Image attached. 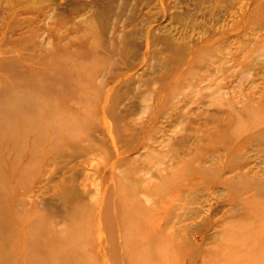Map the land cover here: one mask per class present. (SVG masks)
Instances as JSON below:
<instances>
[{
    "label": "rangeland",
    "instance_id": "obj_1",
    "mask_svg": "<svg viewBox=\"0 0 264 264\" xmlns=\"http://www.w3.org/2000/svg\"><path fill=\"white\" fill-rule=\"evenodd\" d=\"M80 1L81 0H0V90L1 88H5V86H9V88H13V94L15 93L14 95L28 94L27 92H25V90L16 89L17 83L14 79L15 77L13 72L15 70V65H10V60H17L18 63L28 67L34 66L40 69L43 68L50 72V74L52 75L58 73L59 75H61V64H65L67 58L65 57L66 53L64 54L63 52H59L60 49L63 50L64 48L74 46L75 43L82 39L86 40V44H89L90 46H94L93 43H97V38L95 39L94 36L99 32H94V29L92 27L96 26L95 22L98 23L100 20H96L91 15L94 4L92 2H88L84 4L81 3L80 5L76 6ZM150 1L153 3L151 4ZM256 2H262V4H264V0H163L162 2L161 0H107L106 4L103 3V5L99 6L100 10L104 11L101 19H103V23L106 24L107 27H109V33L107 30L109 39L114 34H111V32H113L114 29H117L121 31L118 35L117 33L115 34L119 39H117V43H119L118 45L122 43L120 45L121 47L126 49L131 48V50H127L125 54L116 53L115 55L112 54L113 56L109 59L107 57L100 58L99 61L101 62L100 65L98 64L99 66L97 65V69L92 65V62H95L94 59H89L85 62V68L87 66L89 72H91L92 69L98 71L94 74L95 78H91V81L89 80V78H87V74H84L85 77L82 76V78L84 77L89 83L91 82L90 85L92 84V86H95L94 90L86 89V91L87 94L89 93L88 97H96L100 104H91L88 106L82 103H78L77 100L73 97H69L70 99L68 98L66 100V96H64L62 97L64 98L63 100L59 96V98L62 99L61 101V99L56 96L58 94H54V96H56V100H54V96L40 97L38 95L39 98L37 97L35 99V102H37L35 104L38 106L42 105L39 108L40 110L41 108L44 109L43 106H47V104L53 105L55 103H59L55 105L60 110L61 108H67V114H54L45 116L42 115V113H27L23 112V110H21L19 106H17V103L12 105L10 104L11 106H9L10 108L8 110L10 114L9 112L7 113V115L5 114V116L2 115L3 113L0 114V127L2 124V128L5 126L4 130H6L5 132H1V130L3 129L0 128V264H90L91 261V264H95V262L96 264H108L107 261L103 262L97 257L99 256V252H97L96 250L97 246L95 243V234L94 232H92L94 231V229L89 225L93 221L92 217H94L93 215L95 213H87V207L96 209L99 201L97 191L101 190L100 187H98L101 184L100 175H102L103 169L109 165L111 161V154H114V151H117V153L118 151L122 152L125 148H123L122 145L118 146L116 150H112L110 148L114 137L112 134L105 132L104 126H102V123H100L99 121L101 117L100 113L104 108L105 103L103 99L97 97V93H95V90H100V86L98 85L102 84L104 86L103 88H106L104 89L105 92L106 90L108 91L114 86L117 94L123 96L121 103L118 105V111L122 113V115L124 116V120L119 125L125 131L127 139H129V141H132L129 142L131 143L128 146L129 149L135 147L136 150L129 152V155L131 157L129 168L130 170H132L131 172L133 174L131 173V178L129 180L123 179L122 181H125L126 185L130 186L132 190L135 189L134 192L132 191V194H139L137 197L140 201V205L148 204L150 206H154V204L144 201L143 193L145 191H148L147 188L157 187V183L159 182V178L157 176L159 174V170L165 172L170 169L169 172L171 173L178 172L179 183L176 184L182 185L185 189V192L180 193L179 190L180 196L178 197V200L175 202V204H177L178 207L184 205L188 207L190 206V208H197L199 207V205L198 203L196 204L194 202L198 201L204 202L205 205H210L211 207L208 206V209H212L204 215H211L208 219L203 220L207 224H209L208 228H206L208 229V234H214L215 229L213 227H215L217 223L224 225L229 231V234H234L239 240H241V242L239 243H237V241L235 242L234 240L231 242L229 240L230 235H228L223 237L224 239L218 241L220 243L217 242L214 244L211 241L209 243L206 242V248H212L219 254L225 255L226 253L228 257V255H230V252L228 250H225L226 247H230L232 249V254L235 251L238 254L237 257H233L234 260L231 257H228V259L222 257L215 258L212 261V264H227L230 262V260L231 262L236 261V264H240V262L241 264H264V220L262 221V223L260 222L257 227L255 224L245 222V219L248 217L253 218L259 216L260 214L264 215V196L259 195L257 193V190L254 191L253 189L250 192H247L243 196V198L237 199L230 194L227 195L226 198H221L220 196H218V194H212V191L209 188L212 187L214 183H210L212 186H209L210 180H207L205 177L195 174L193 172L194 170H192L200 165V161L198 158L204 153V150L205 153L213 150L220 151L222 152V155L225 154L223 162L226 161L225 151L227 152V146L224 142H221L222 139L220 137L215 136L216 133L218 134L219 130L216 131L214 126L217 125V121H219V119L214 118L213 113L217 112L218 110L232 112L233 109L237 108L236 114L233 119L228 118L227 115L225 116L226 120L222 122L223 127L221 133L224 130L229 133V136L226 138L228 142H230L232 145L236 144V150H240V153L243 156H249L247 158H249L250 161H248L252 165H250V167L254 168L253 172L251 171L252 176H255L256 180L264 181V137H255L256 140L253 137L255 135L254 133L256 132H264V107H262L264 106V8L255 5ZM94 9H96V6ZM91 24L95 25L92 26ZM98 24L100 26V23ZM27 26L31 27L33 30H36L35 33L37 34V46L41 47L40 50H46V52L44 53L46 54V56H42V51H38L37 56H32L31 54L34 52L33 46H35L34 43H31L26 39H23V41L18 40L19 33L25 32L29 29ZM89 26H92V29L89 28ZM122 30L125 31L127 35L125 36L126 39L122 38L121 40L120 38L124 34L122 33ZM151 30L154 32L156 30L157 31L156 34H154V37L151 38V36H149V41V34L147 35V33ZM129 32H132V38L135 37V41H133L131 37V39H129ZM97 35V37H99V34ZM220 35L223 36L220 37ZM7 36H9V38ZM160 36H166L169 39L173 40V42L186 46L188 51L187 55L191 56V58H189V61H191V65L195 62L197 65H200V69L201 67L204 68L200 71L196 69L190 70L191 65L186 64L183 65V67L175 64V66L170 65L168 67L169 71L165 74L166 69L165 66L162 65H164V61L166 60V53H162L164 47L158 39ZM211 40L214 41L212 42ZM40 42H42V44ZM128 42L132 44L131 47L128 45ZM108 45H104L103 47L105 48V46ZM127 45L130 48L127 47ZM104 48L100 50H103ZM154 51H157L159 55ZM154 54L157 56H155ZM68 55H73L72 58L70 56V59L68 60L69 63H73H70L72 64L70 70H64V72L66 73H63V76L64 79L67 77L65 81H71L70 84H73L77 89L78 84L75 85L77 83L75 81V78H77L76 75H78V78H80L79 74L82 75L81 68L83 67L81 66L80 68L79 66L81 65V62L80 59H78V52L74 47H72L71 51L68 52ZM36 58L38 61L36 60ZM62 59L64 60V62ZM48 62L52 63L50 68H47L46 63ZM214 62L216 64H214ZM207 63L210 64L209 71L205 69ZM205 72L208 73L206 74ZM71 73H73V76H71ZM110 75L117 76L118 79H113V82V80L109 77ZM68 76L70 78L72 77V80L70 78L68 79ZM130 77H133V81H131L134 82L133 84H126V82L124 83L119 81V78L127 79ZM111 82H113L114 85H111ZM192 84L198 85L196 88H194L193 86H190ZM64 91L65 92H61L66 94L68 89ZM155 92H158V94L159 92L164 93L162 95L160 94V96ZM179 94H184V97L185 95L187 97H182V100H177L175 97ZM166 97H169V99L171 100H168L169 103L165 104L164 102L166 101ZM4 99L5 98H3V101H1V103L9 102L7 99ZM58 100L60 101L58 102ZM54 101L56 102L54 103ZM35 107L38 108L37 106ZM47 107L45 108L47 109ZM252 107L256 110H254ZM11 110L15 112L11 114ZM78 112L82 113L79 114ZM248 113L252 114L250 115ZM242 116L244 117V119ZM257 116L259 119L257 118ZM260 116L262 117L260 118ZM254 118L255 120H258L255 121ZM35 120H37L38 122L40 120L42 122V125L48 124L49 128L43 131L34 129V125L37 124H34ZM83 120H85L86 122H82ZM212 121L213 123H211ZM55 124L59 127L61 125L63 126L64 124H68L69 129L65 131V134L70 135L69 138H73L75 135H77L74 137L76 138L74 142L80 141L79 143H81L82 146L84 145L83 148H88L89 146H91L88 149L89 152L87 151L88 153H86V155L84 154L85 158L81 157L80 159H77V163L74 162L73 165L67 163V160L69 159L68 156H60V159L58 158L60 152L62 153L63 151L67 152L68 150H73L74 145L65 146L62 149L61 147H57V142L47 139L50 137V135L54 134L52 132L49 133L50 135H48V132L51 129L50 126ZM70 125L73 126L74 130ZM94 125L96 126V129L98 128L100 129V131H102H94ZM63 132L64 131H62V133ZM80 132L82 133V135ZM56 133L54 134L56 136H60L61 134L60 131ZM72 133H74V135ZM36 136H40V138L39 141L34 144L33 139ZM215 138L219 139L214 141ZM162 139L164 140V142ZM86 145L87 147H85ZM54 158V166L47 169L46 164L52 161L49 159ZM132 159L133 161H135L134 163L132 162ZM12 160H15L16 163ZM126 169V167H121L120 169L116 168L114 170L115 173H113L116 176L120 175L119 177H121V174H123ZM40 170L41 172H39ZM46 170L53 173L52 178L54 181L47 186V192L40 195V198L37 201L38 204L36 205V203L34 204V202L27 197V192L30 191L31 188L38 186V184H36L38 182L37 180H39L40 174L41 176L44 174L47 175ZM137 173L139 176L137 175ZM147 173H149L150 175H148ZM69 174H73L71 178ZM132 177L137 178L136 180L140 178L142 182L133 181L134 178ZM145 179H147L145 181L146 183L143 181ZM196 181L198 182L196 183ZM236 181H238V179ZM188 183L189 185H186ZM60 185L64 188H67L69 191L77 190L79 194L82 193L80 194L81 198L75 199L72 197L66 204H64V202L62 203L58 201L54 196L56 190L55 188H58V186ZM134 185H136V188ZM147 185L149 186L147 187ZM213 187L221 188L222 186L214 185ZM196 189L199 190V193H195V196H192L191 191L193 192V190ZM252 192H255V194H253ZM102 193L103 191L100 192V197L102 196ZM84 197H86L87 199ZM248 197L249 199L245 200V198ZM193 198L194 202L192 203ZM168 199L170 201H173L172 197H169ZM22 201L24 202V205ZM72 204L75 207H72ZM236 204L243 206L245 209L250 208L252 212H250V210L247 211V209L246 211L240 210L237 213H241L243 211L246 212L243 216H247L246 214H248L249 216L242 218L244 220L236 219L233 217L234 212L229 211V208H231L232 205ZM17 206H19L20 208ZM177 212L180 213L181 211L178 210ZM65 213L66 215H64ZM20 219H22V221ZM53 228H56V230ZM254 228L256 229V231ZM198 229L199 228H197V230ZM197 230L193 229L192 231L194 232ZM247 230H249V232ZM36 231L37 234H41L36 235ZM63 235L64 237H62ZM29 237H33V239H30ZM261 237L262 240L260 241ZM76 240L77 243H75ZM195 243L202 244L204 242L203 239L199 237L196 239ZM251 244L253 245L252 247ZM65 245L67 246L65 247ZM241 246L243 247V251L241 250ZM51 249L53 250L51 251ZM76 249L78 250V252ZM50 251L51 253H49ZM35 252L39 253L36 254ZM256 252H259L258 254L260 257L257 260H254L251 257ZM49 254L52 255L50 256ZM85 256L88 258H86ZM245 256L246 258H244ZM81 258L84 260H81Z\"/></svg>",
    "mask_w": 264,
    "mask_h": 264
},
{
    "label": "bare ground",
    "instance_id": "obj_2",
    "mask_svg": "<svg viewBox=\"0 0 264 264\" xmlns=\"http://www.w3.org/2000/svg\"><path fill=\"white\" fill-rule=\"evenodd\" d=\"M57 1V0H56ZM76 1V0H75ZM107 0H81L80 2H78V5H80L81 3H88V2H92L94 4V7L92 8V12L91 15L97 20H100L98 23H100V26L97 22L96 26H94L93 24H91L94 32L97 31L99 33H94L95 34V39L97 38V43H93L94 46H89L86 44V40L82 39L79 40L77 43H75L74 46H70L69 48H64L63 50L60 49L59 52H63L65 54V57L67 58V61L65 64H61L62 66V70H61V75L58 74H50V72H48L45 69H40V68H36L34 66H25L23 64H20L17 62V60H10V65H15V70L14 72V79L17 83L16 85V89L19 90H25V92H27L28 94L26 95H14L13 94V88H9L5 86V88H1L0 90V114L3 113L2 115L5 116V114L7 115V113L9 112V106H11L12 104L17 103V106H19V108L21 110H23V112H27V113H37V114H41L45 115V116H50V115H54V114H60V115H66L67 111L64 108H61V110L56 106L59 103H55L56 101H54L53 105H48L47 106H43V108H41V110L39 109L41 106L36 105L35 103V99L38 97V95L41 96H47V97H52L54 96V94H58L56 96H59L62 98L64 96H66V100L69 97H73L77 100L78 103H82L85 105H91V104H100L99 101L97 100V98L95 97H88L87 94V90L90 89H95V86H92V84L90 85V83L84 78V74H87V78H89V80L91 81V78H95L94 74L97 73L98 71L95 69H92L91 72H89L88 67L86 66L85 68V62L89 59H94L95 62H92V65L94 68H98V66L100 65L99 59L102 57H107L108 59L110 57H112V54H125V52L127 50H131V46L132 44L128 42V46L130 49H126L121 47L120 45H118V34L119 30L114 29L112 33H114L112 35V37L108 36L109 33V27H107L106 24L103 23V19L102 18V14L104 11L100 10L99 6L103 5V3L106 4ZM154 1V0H153ZM163 0H161L162 2ZM109 2V1H108ZM107 2V3H108ZM199 2V1H198ZM241 2V1H240ZM74 3V2H72ZM150 3L152 4L153 2L150 1ZM159 3V2H158ZM175 3V2H174ZM243 3V2H242ZM181 4V3H180ZM60 5V3H59ZM161 5V4H160ZM255 5H257L258 7H262L264 8V4L261 3H255ZM96 6V9H94ZM201 6V5H200ZM242 7V6H241ZM79 8V7H78ZM149 8V7H148ZM151 9V8H150ZM241 9V8H240ZM258 9V8H257ZM242 10V9H241ZM260 10V9H259ZM261 11V10H260ZM80 12V11H79ZM83 12V11H82ZM108 12V11H107ZM231 12V11H230ZM250 12V11H249ZM259 12V11H258ZM263 12V11H262ZM233 13V12H232ZM222 14V13H221ZM249 14V13H248ZM255 14V13H254ZM107 15V14H106ZM130 15V14H129ZM252 15V14H251ZM261 15V14H260ZM105 16V15H104ZM210 16V15H209ZM248 16V15H247ZM259 16V15H258ZM263 16V15H262ZM231 17V16H230ZM1 18V17H0ZM252 18V17H251ZM93 19V18H92ZM107 19V18H106ZM105 19V20H106ZM168 19V18H167ZM167 21V20H166ZM174 21V20H173ZM259 21V20H258ZM257 22V20H256ZM24 23V22H23ZM82 23V22H81ZM86 23V22H84ZM26 24V23H25ZM116 24V23H115ZM264 24V23H263ZM81 25V24H80ZM86 25V24H83ZM226 25V24H225ZM19 26V25H18ZM28 27V26H27ZM81 27V26H80ZM88 27V26H87ZM89 26V28H91ZM116 27V26H115ZM120 27V26H119ZM20 28V27H19ZM18 28V29H19ZM29 29L25 32H21L19 33V38L18 40L23 41V39H26L27 41H30L31 43H34L35 46H33V50L34 52L31 54L32 56H37V52H41L42 51V56H46V54H44L46 52L45 49H41V47L37 46L36 43V30H33L31 27H28ZM88 28V29H89ZM91 28V29H92ZM101 28V29H100ZM17 29V28H16ZM21 29V28H20ZM26 29V28H25ZM100 29V30H99ZM13 30V29H12ZM108 30V33H107ZM159 30V29H158ZM163 30V29H161ZM157 31V30H156ZM156 31H150L147 33L149 41H150V37H154V34H156ZM251 31V30H250ZM20 32V31H19ZM93 32V31H92ZM140 32V31H139ZM160 32V30H159ZM259 32V31H258ZM18 33V32H17ZM30 33V34H29ZM91 33V32H90ZM117 33V35H115ZM123 36H121V40L122 38H125V36L127 35L125 31L122 30ZM136 33V31H135ZM161 33V32H160ZM164 33V32H163ZM196 33V32H195ZM93 34V33H92ZM99 34V37H97ZM197 34V33H196ZM11 35V33H10ZM110 35V34H109ZM108 36V38H107ZM119 36V37H120ZM129 39L132 38V32H129ZM142 36V35H141ZM223 35H220V37ZM9 38V36H7ZM12 37V36H10ZM131 37V38H130ZM158 37V36H157ZM79 38V37H78ZM64 39V38H63ZM118 39V40H117ZM126 39V38H125ZM133 41H135V37L132 38ZM147 39V38H146ZM160 40V43H162L163 45V52L162 53H166V60L164 61V65L166 72L165 74L169 71V66L170 65H178V66H183V65H191V61H189V58H191V56L187 55V47L182 45V44H178L176 42H173V40L169 39L166 36H160L158 38ZM11 40V39H9ZM110 40V41H109ZM148 40V39H147ZM158 40V41H159ZM38 41V40H37ZM126 41V40H124ZM123 41V43H124ZM131 41V40H129ZM132 41V42H133ZM157 41V40H156ZM155 41V42H156ZM210 41V40H208ZM212 42L214 40H211ZM218 41V40H217ZM237 41V40H236ZM242 41V40H241ZM255 41V40H254ZM62 42V40H61ZM121 42V41H120ZM231 42V41H230ZM29 43V42H28ZM30 43V44H31ZM42 44V42H40ZM126 43V42H125ZM92 44V45H93ZM109 44V45H108ZM150 44V42H149ZM153 44V42H152ZM155 44V43H154ZM206 44V43H204ZM212 44V43H211ZM239 44V43H238ZM63 45V44H62ZM96 45V46H95ZM104 45H108L105 46V48L103 47ZM148 45V44H147ZM138 46V45H137ZM142 46V45H141ZM146 46V45H145ZM150 46V45H149ZM148 46V48H149ZM153 46V45H152ZM151 46V47H152ZM158 46V45H157ZM230 46V45H229ZM237 46V45H236ZM68 47V46H67ZM72 47H74L76 49V51L78 52V59H80V68L81 66L83 68H81L82 70V75L79 74L80 78H78V75H76L77 78H75L76 80V84L78 86V88L76 89L75 86L73 84H70L71 81H65V79H67V77L64 79L63 73L70 70L73 62H68V60L70 59L71 55H68V52L71 51ZM207 47V46H206ZM205 47V48H206ZM226 47V46H225ZM233 47V46H232ZM104 48L103 50H100ZM133 48V47H132ZM203 48V47H202ZM208 48V47H207ZM32 49V48H31ZM30 49V50H31ZM56 49V48H55ZM209 49V48H208ZM223 49V48H222ZM5 50V49H4ZM206 50V49H205ZM233 50V49H232ZM236 50V49H235ZM250 50V49H249ZM107 51V52H106ZM158 51V50H157ZM157 51H154L155 53ZM28 52V51H27ZM31 53V52H30ZM232 53V52H231ZM258 53V52H257ZM1 54V53H0ZM40 54V53H39ZM38 54V55H39ZM153 54V53H152ZM158 54V52H157ZM251 54V53H250ZM16 55V54H15ZM103 55V56H102ZM155 55V54H154ZM159 55V54H158ZM196 55V54H195ZM223 55V54H222ZM8 56V55H7ZM73 56V55H72ZM71 56V58H72ZM157 56V55H155ZM41 57V56H40ZM39 57V58H40ZM118 57V56H117ZM122 57V56H121ZM159 57V56H158ZM42 58V57H41ZM59 58V57H58ZM64 58V57H63ZM150 58V57H149ZM165 58V57H164ZM195 58V56H194ZM193 58V59H194ZM219 58V57H218ZM252 59V58H251ZM3 60V59H2ZM37 60V58H36ZM52 60V59H51ZM63 60V59H62ZM113 60V59H112ZM154 60V59H153ZM164 60V59H163ZM8 61V60H7ZM38 61V60H37ZM55 61V60H54ZM57 61V60H56ZM126 61V60H125ZM158 61V60H157ZM59 62V61H58ZM64 62V60H63ZM153 62V61H152ZM256 62V61H255ZM34 63V62H33ZM49 63V66H48ZM47 64V68H50V66L52 65L51 62H48ZM56 63V62H55ZM88 63V62H87ZM94 63V64H93ZM111 63V62H110ZM213 63V62H212ZM35 64V63H34ZM79 64V63H78ZM99 64V65H98ZM119 64V63H118ZM157 64V63H156ZM214 64H216L214 62ZM219 64V63H218ZM56 65V64H55ZM98 65V66H97ZM124 65V64H123ZM210 64L207 63V65L205 66V69L207 71H209V66ZM46 66V65H45ZM58 66V64H57ZM56 66V67H57ZM78 66V65H76ZM200 65H197L195 62L192 63V65L190 66V70H202L204 67H199ZM256 66V65H255ZM92 67V68H93ZM122 67V66H121ZM184 67V66H183ZM58 68V67H57ZM79 68V69H80ZM96 68V69H97ZM116 68V66H115ZM118 69V68H117ZM120 69V68H119ZM184 69V68H183ZM211 69V68H210ZM55 70V69H54ZM53 70V71H54ZM80 70V71H81ZM99 70V69H98ZM171 70V69H170ZM205 70V71H206ZM162 71V70H160ZM182 71V70H181ZM57 72V71H55ZM194 72V71H193ZM11 73V72H10ZM70 73V72H69ZM92 73V74H91ZM206 73V72H205ZM208 73V72H207ZM206 73V74H207ZM73 73H71V76ZM77 74V73H76ZM99 74V73H98ZM70 75V74H69ZM154 75V74H153ZM164 75V74H163ZM173 75V74H172ZM171 75V76H172ZM181 75V74H180ZM82 76H84L82 78ZM138 76V75H137ZM178 76V75H177ZM204 76V75H203ZM202 76V77H203ZM213 76V75H212ZM112 80L115 79L117 80L118 77L117 76H109ZM184 77V76H183ZM70 77L68 76V79ZM72 78V77H71ZM70 78V79H71ZM133 78V77H132ZM132 78H119L120 82H126V84H133L134 82ZM142 78V77H141ZM209 78V77H208ZM214 78V77H212ZM109 79V80H111ZM162 79V78H161ZM177 79V77H176ZM220 79V78H219ZM72 80V79H71ZM93 80V79H92ZM180 80V79H179ZM178 80V82H179ZM204 80V79H203ZM98 81V80H97ZM108 81V79H107ZM161 81V80H160ZM200 81V80H199ZM74 82V81H73ZM72 82V83H73ZM104 82V81H103ZM114 82V80H113ZM111 82V85H114V83ZM177 82V83H178ZM198 82V81H197ZM202 82V81H201ZM217 82V81H216ZM94 83V82H93ZM113 83V84H112ZM141 83V82H140ZM224 83V82H223ZM123 84V83H122ZM142 84V83H141ZM211 84V83H210ZM256 84V83H255ZM73 85V86H72ZM109 85V84H108ZM177 85V84H176ZM185 85V84H184ZM198 84H192L190 86H193L194 88L197 87ZM100 86V90H95V93H97V97L103 99L104 101V108L102 109L101 113H100V123H102L101 125L104 126L105 132L112 134L114 137V140L112 141L110 148L112 150H116L118 146H121L124 149V151L117 153V151H114V154H111V161L109 163V165L107 167H105L103 169V173L102 175H100V180H101V184L98 186L100 187L101 190L97 191L98 193V197H99V201H98V205L96 206V209L87 207V213H95L92 217L93 221L89 224L94 231L95 234V243L97 246V252H99V256L98 259L105 262L107 261L108 264H212V261L215 258H227L228 257L232 258L234 260L233 257H237V252L235 251L232 254V249L230 247H226L225 250H228L230 252V255H225L223 254H219L217 251L213 250L212 248H206L205 246L207 245V243H209L210 241L213 242L214 244L217 243L218 241L224 239L223 237L230 235L229 240L232 242L233 240L237 243L241 242V240H239L237 238V236H235L234 234L231 235V233L229 234V231L226 229V227L222 224H217L215 225V227H213L215 229L214 234L209 235L208 234V225L205 221H203L204 219H208L209 216L211 214H208L209 216H205L204 214L207 213L208 211H210L212 208L208 209V206L211 207L210 205H205L204 202H194V198L192 199V203H198L199 207H194V208H190V206H180L178 207L177 204H175V202L178 200V197L180 196V193L185 192V189L182 185H178L176 183H179L178 179H179V173L178 172H169V170L162 172V170H159V174L158 176V180L159 182L157 183V187L156 188H147L148 191H145L143 193V197H144V201L147 203H152L154 204V206H150L148 204H141L140 205V201L138 199V195L132 194L135 189H131L130 186L126 185L125 181H122L123 179H130L131 178V171L129 168V163L131 160V157L129 155V152L131 151H135V147H132L129 149V145L132 141H129V139H127V136L125 135V131L122 129V127L119 125L123 122L124 120V116L122 115L121 112L118 111V105L121 103L123 96L120 94H117V92L113 88L109 89L108 91L103 88V84L102 85H98ZM188 86V85H187ZM209 86V85H208ZM211 86V85H210ZM68 89L67 93L64 94L61 91L65 92L64 90ZM98 88V87H97ZM133 88V87H132ZM172 88V87H171ZM179 88V87H178ZM185 88V87H184ZM210 88V87H209ZM120 89V87H119ZM169 89V88H168ZM173 89V88H172ZM207 89V88H206ZM180 90V89H179ZM182 90V89H181ZM210 90V89H209ZM225 90V89H224ZM128 91V90H127ZM168 91V90H167ZM183 91V90H182ZM32 94H31V93ZM171 92V91H170ZM158 94V92H155ZM164 92L160 93L158 95H162ZM256 93V92H255ZM191 94V93H190ZM247 94V93H246ZM249 94V93H248ZM32 95V96H31ZM95 95V94H94ZM157 95V96H158ZM160 95V96H161ZM173 95V94H172ZM56 96H54V100H56ZM68 96V97H67ZM181 96V97H180ZM194 96V95H193ZM159 97V96H158ZM157 97V98H158ZM170 97V96H169ZM169 97H166V101L164 102L169 103V101L171 99H169ZM184 97V94H179L178 96H176L175 98L177 100H182ZM185 97H187L185 95ZM184 97V98H185ZM221 97V96H220ZM3 98L7 99L9 102L6 103H1V101H3ZM39 98V97H38ZM57 98V99H58ZM59 98V99H61ZM125 98V97H124ZM2 99V100H1ZM4 99V100H5ZM30 99V100H29ZM64 100V98H62ZM61 99V101H62ZM70 99V98H69ZM72 99V98H71ZM100 99V100H101ZM211 99V98H210ZM259 99V98H258ZM42 100V99H41ZM169 100V101H168ZM176 100V101H177ZM227 100V99H226ZM254 100V99H253ZM263 100V98H262ZM24 101V102H23ZM60 100H58L59 102ZM74 101V100H73ZM162 101V100H161ZM184 101V100H183ZM260 101V100H259ZM216 102V100H215ZM219 102V101H217ZM231 102V101H230ZM262 102V101H261ZM63 103V102H60ZM163 103V102H162ZM163 103V104H164ZM171 103V102H170ZM11 104V105H10ZM41 104V103H40ZM39 104V105H40ZM161 104V102H160ZM192 104V103H191ZM218 104V103H217ZM46 105V103H45ZM61 105V104H60ZM83 105V106H85ZM172 105V104H171ZM183 105V104H182ZM189 105V104H188ZM238 105V104H237ZM16 106V105H15ZM35 106H37L38 108H36ZM166 106V105H165ZM231 106V105H230ZM261 106V104H260ZM32 107V109H31ZM47 107V109L45 108ZM162 107V106H161ZM264 107V106H262ZM18 108V110H19ZM35 108V109H34ZM232 108V107H231ZM240 108V107H239ZM247 108V107H246ZM253 108V107H252ZM16 109V108H15ZM237 109V108H236ZM236 109H233L232 112L228 111H220L218 110L217 112L213 113L214 118L219 119V121H217V125L214 126L216 131L219 130L218 134L216 133L215 136H218L222 139L221 142H224L225 145L227 146V152L226 153V161L223 162L224 159V155H222V152L220 151H208V153H204L198 158L200 161V165L198 167H196L193 172L197 175H200L202 177H205L207 180L209 181V186H212L210 183H214L213 186L215 185H219L222 186L221 188L219 187H209L212 191V194H218V196H220L221 198H226L227 195H232L235 198H243V196L247 193L250 192L251 190L254 189L257 190V193L259 195L264 196V181L261 180H256L255 176H252V172H253V167H250L251 163L249 162V156H243L240 153V150L237 151L236 144L232 145L230 142H228V140L226 139L229 136V133L224 130L221 133L222 130V122H224L226 120V115L228 116V118L233 119L235 114H236ZM250 109V108H249ZM254 109V108H253ZM260 109V107H259ZM258 109V110H259ZM83 110V109H82ZM125 110V109H124ZM239 110V109H238ZM246 110V109H245ZM256 110V109H254ZM263 110V109H262ZM81 111V110H80ZM84 111V110H83ZM11 114H13L15 111L11 110ZM253 112V111H252ZM21 113V112H20ZM79 114L82 112H78ZM164 113V112H163ZM209 113V112H208ZM10 114V112H9ZM92 114V112H91ZM173 114V113H172ZM242 114V113H241ZM250 114V113H248ZM247 114V115H248ZM252 114V113H251ZM250 114V115H251ZM22 115V114H21ZM257 115V113H256ZM264 115V114H263ZM9 116V115H8ZM172 116V115H171ZM174 116V115H173ZM212 116V114H211ZM210 116V117H211ZM255 116V114H254ZM87 117V116H86ZM243 117V116H242ZM253 117V116H252ZM262 116H260L261 118ZM12 118V116H11ZM172 118V117H171ZM240 118V117H239ZM258 118V116H257ZM80 119V118H79ZM167 119V118H166ZM223 119V120H222ZM229 119V120H230ZM236 119V118H235ZM242 119V118H241ZM244 119V117H243ZM242 119V120H243ZM259 119V118H258ZM256 119V120H258ZM6 120V119H5ZM76 120V119H75ZM237 120V119H236ZM235 120V121H236ZM255 120V118H254ZM255 120V121H256ZM264 120V119H263ZM45 121V120H44ZM74 121V120H73ZM77 121V120H76ZM75 121V122H76ZM85 120H83L82 122H84ZM90 121V120H89ZM170 121V120H169ZM40 122V123H39ZM39 122L37 120L34 121V129H39L40 131L43 130H47L49 128L48 124H43L42 122L39 120ZM72 122V121H71ZM80 122V121H79ZM86 122V121H85ZM91 122V121H90ZM253 122V119H252ZM262 122V121H260ZM70 123V122H69ZM213 123V121L211 122ZM229 123V122H228ZM95 124V123H92ZM216 124V123H215ZM246 124V123H245ZM252 124V123H251ZM254 124V123H253ZM262 124V123H261ZM18 125V124H17ZM73 125V124H72ZM70 125V126H72ZM97 125V124H96ZM263 125V124H262ZM2 124L1 127L2 128ZM77 126V125H75ZM83 126V125H82ZM226 126V125H225ZM261 126V125H260ZM5 127V126H4ZM4 127L2 128L3 130H1V132H5L6 130H4ZM24 127V126H23ZM240 127V126H239ZM12 128V127H11ZM50 130L48 132V135H50L49 133H56V132H61L60 136H56V135H50L49 138H47L50 141H55L58 143L57 147H61L63 149V147L65 146H73V150H68L67 152H60L58 158L60 159V156L65 157L68 156V160L67 163L68 164H74V162H76L77 159H80L81 157H84V154L86 155V153L89 152V146L88 144V148H83V146L81 145V143L79 142H74L76 138H69L70 135L65 134L69 128H68V124H64L63 126L61 125L60 127L58 125H51L50 126ZM77 128V127H76ZM100 128V127H99ZM6 129V128H5ZM9 129V128H8ZM13 129V128H12ZM18 129V128H17ZM73 129V126H72ZM84 129V127H83ZM82 129V131H83ZM206 129V128H205ZM22 130V128H21ZM71 130V129H70ZM74 130V129H73ZM99 130V131H98ZM126 130V129H125ZM18 131V130H17ZM62 131H64L62 133ZM85 131V130H84ZM88 131V130H87ZM91 131V130H89ZM94 131H98L101 132L100 129H96V126L94 125ZM104 131V130H103ZM241 131V130H240ZM24 132V131H23ZM75 132V131H74ZM28 133V132H27ZM76 133V132H75ZM81 133V132H80ZM92 133V132H91ZM160 133V132H159ZM57 134V133H56ZM74 135V133H72ZM96 134V133H95ZM99 134V133H98ZM133 134V133H131ZM212 134V133H211ZM255 135L253 136L255 137H264V132H256L254 133ZM18 135V134H17ZM82 135V133H81ZM94 135V134H93ZM104 135V134H103ZM141 135V133H140ZM139 135V136H140ZM233 135V134H232ZM8 136V135H7ZM46 136V135H45ZM44 136V137H45ZM10 137V136H9ZM8 137V138H9ZM27 137V136H25ZM37 137V138H36ZM33 139V143L36 144L39 141L40 136H36ZM251 137V135H250ZM133 138V137H132ZM130 138V139H132ZM162 138V137H161ZM214 138V137H213ZM55 139V140H53ZM208 139V138H207ZM219 139V138H217ZM216 138L214 139V141L217 140ZM232 139V138H231ZM29 140V139H28ZM80 140V139H79ZM100 140V139H99ZM163 140V139H162ZM256 140V138H255ZM23 141V140H22ZM60 141V142H59ZM135 141V140H134ZM160 141V140H159ZM195 141V140H194ZM210 141V140H209ZM109 142V141H108ZM161 142V141H160ZM164 142V140H163ZM196 142V141H195ZM208 142V141H207ZM220 142V143H221ZM228 142V143H227ZM245 142V140H244ZM99 143V142H98ZM211 143V142H209ZM260 143V142H259ZM14 144V143H13ZM105 144V143H103ZM110 144V143H109ZM238 144V143H237ZM258 144V143H257ZM262 144V143H261ZM52 145V144H51ZM50 145V146H51ZM87 145L85 147H87ZM202 145V144H201ZM204 145V143H203ZM215 145V144H214ZM217 145V144H216ZM264 145V144H263ZM36 146V145H35ZM97 146V145H96ZM222 146V145H221ZM242 146V145H241ZM240 146V147H241ZM261 146V145H260ZM75 147V148H74ZM102 147V146H101ZM211 147V146H210ZM217 147V146H216ZM49 148V146H48ZM72 148V147H70ZM105 148V147H104ZM68 149V148H67ZM213 149V148H212ZM221 149V148H220ZM219 149V150H220ZM75 150V151H74ZM105 150V149H104ZM122 150V149H121ZM201 150V149H200ZM218 150V149H217ZM226 150V149H225ZM36 151V150H35ZM34 151V152H35ZM88 151V152H87ZM91 151V150H90ZM95 151V150H94ZM109 152V151H108ZM193 152V151H192ZM191 152V154H192ZM117 153V154H116ZM195 153V152H194ZM193 153V154H194ZM17 154V153H16ZM90 154V153H89ZM88 154V155H89ZM87 155V156H88ZM106 155V154H104ZM36 156V155H35ZM40 157V156H39ZM108 157V156H107ZM3 158V157H2ZM15 158V157H14ZM19 158V157H18ZM85 158V157H84ZM17 159V158H16ZM135 159V158H134ZM52 160L50 162H48L46 164L47 169L51 168L52 166H54V159H49ZM249 160V161H248ZM13 161V160H12ZM15 161V160H14ZM13 161V162H14ZM65 161V160H64ZM88 161V160H87ZM197 161V162H199ZM84 162V161H83ZM132 162L134 163L135 161ZM16 163V161H15ZM18 163V162H17ZM21 163V162H20ZM28 163V161H27ZM26 163V165H27ZM77 163V162H76ZM23 164V163H22ZM64 164V162H63ZM62 164V165H63ZM67 164V165H68ZM174 164V163H173ZM192 164V161H191ZM197 164V163H196ZM234 164V165H233ZM16 165V164H15ZM59 165V164H58ZM61 165V166H62ZM81 165V164H80ZM194 165V164H193ZM21 166V165H18ZM60 166V165H59ZM58 166V167H59ZM79 166V165H78ZM133 166V165H132ZM173 166V165H172ZM197 166V165H195ZM252 166V165H251ZM64 167V166H63ZM68 167V166H67ZM121 167H126V171L121 174V177L116 176L114 173V170L117 168H121ZM13 168V167H12ZM17 168V166H16ZM69 168V167H68ZM72 168V167H71ZM170 168V167H169ZM192 168V167H191ZM14 169V168H13ZM26 169V168H25ZM29 169V168H28ZM168 169V168H167ZM31 170V169H30ZM45 170V169H44ZM56 170V169H55ZM65 170V169H63ZM166 170V169H165ZM190 170V169H189ZM38 171V170H37ZM69 171V170H68ZM117 171V170H116ZM252 171V172H251ZM31 172V171H30ZM41 172V170L39 171ZM114 172V173H113ZM144 172V170H143ZM189 172V171H187ZM25 173V172H24ZM34 173V172H33ZM37 173V172H36ZM62 173V172H61ZM121 173V172H120ZM23 174V173H22ZM46 174L47 175H42L40 174V178L39 180H37L38 182L36 184H38V186H35L34 188H31L30 191L27 192V197L29 199H31L34 204L36 203V205L38 204V199L40 198V195L43 193L47 192V186L52 183L54 180L52 178V174L51 171L49 172L48 170H46ZM118 174V173H117ZM133 174V173H132ZM136 174V173H135ZM134 174V175H135ZM148 175H150L149 173H147ZM190 174V173H189ZM1 175V174H0ZM21 175V174H20ZM39 175V174H38ZM56 175V174H55ZM70 175V174H69ZM73 175V174H72ZM70 175V178L71 176ZM133 175V176H134ZM138 175V173H137ZM154 175V174H153ZM57 176V175H56ZM136 176V175H135ZM139 176V175H138ZM31 177V175H30ZM37 177V176H36ZM154 177V176H153ZM152 177V178H153ZM63 178V177H62ZM134 178L133 181H141L140 178H138V180H136L137 178ZM194 178V177H193ZM26 179V178H24ZM34 179V178H33ZM32 179V180H33ZM196 179V178H195ZM199 179V178H198ZM205 179V181H206ZM238 179V181H236ZM1 180V179H0ZM6 180V179H5ZM23 180V178H22ZM29 180V179H28ZM74 180V179H73ZM147 179L143 180L144 182ZM72 181V180H70ZM190 181V179H189ZM200 181V180H199ZM11 182V181H10ZM20 182V181H19ZM27 182V181H26ZM62 182V181H61ZM198 181H196L197 183ZM9 183V182H8ZM34 183V182H33ZM64 183V182H63ZM129 183V182H128ZM146 183V182H145ZM205 183V182H204ZM68 184V183H66ZM72 184V183H71ZM76 184V183H75ZM78 184V183H77ZM139 184V183H138ZM6 185V184H5ZM34 185V184H33ZM40 185V186H39ZM62 185V184H61ZM58 186V188H55V198L60 201V202H64V204H66L68 202V200H70V198H75V199H80L82 193L79 194V192L77 190H72L69 191L67 188H64L63 186ZM137 185V183H136ZM136 185L135 188H136ZM140 185V184H139ZM186 185H189L186 184ZM7 186V185H6ZM30 186V185H29ZM141 186V185H140ZM143 186V185H142ZM149 185H147L148 187ZM200 186V185H199ZM207 186V185H206ZM57 187V186H56ZM146 187V186H145ZM198 187V186H197ZM29 188V187H27ZM70 188V186H69ZM202 188V187H201ZM199 188V189H201ZM75 189V188H74ZM1 190V189H0ZM26 190V189H25ZM83 190V189H82ZM81 190V191H82ZM87 190V189H86ZM98 190V189H97ZM180 190V193H179ZM103 191L102 196L100 197V192ZM133 191V192H132ZM2 192V191H1ZM138 192V191H137ZM190 193V192H189ZM195 193H199V190H193V192L191 191L192 196H195ZM253 193V192H252ZM96 194V193H95ZM96 194V195H97ZM251 194V193H250ZM255 194V192L253 193ZM9 195V194H8ZM89 195V194H88ZM104 195V197H103ZM203 195V194H202ZM3 196V195H2ZM24 196V195H23ZM78 196V197H75ZM141 196V195H140ZM191 196V195H190ZM197 196V195H196ZM257 196V195H256ZM21 197V196H20ZM44 197V196H43ZM52 197V196H51ZM96 197V196H95ZM172 197L173 201H170L168 198ZM250 197V196H249ZM248 198H245V200H248ZM86 198V197H84ZM93 198V196H92ZM258 198V197H257ZM20 199V198H19ZM25 199V197H24ZM27 199V198H26ZM87 199V198H86ZM96 199V198H95ZM28 200V199H27ZM98 200V199H97ZM198 200V199H197ZM244 200V201H245ZM256 200V199H255ZM76 201V200H75ZM94 201V200H93ZM250 201V200H249ZM253 201V199H252ZM23 202V201H22ZM86 202V201H85ZM91 202V201H90ZM97 202V201H96ZM101 202V203H100ZM190 202V201H189ZM251 202V201H250ZM248 202V203H250ZM73 203V202H71ZM89 203V201H88ZM93 203V202H92ZM95 203V202H94ZM100 203V204H99ZM253 203V202H252ZM260 204V203H259ZM24 205V202H23ZM44 205V204H43ZM76 205V204H75ZM256 205V204H255ZM254 205V206H255ZM262 205V204H261ZM34 206V205H33ZM32 206V207H33ZM74 205L72 204V207ZM250 206V205H249ZM19 207V206H17ZM23 207V206H22ZM35 207V206H34ZM71 207V206H70ZM75 207V206H74ZM95 207V205H94ZM248 207V206H246ZM259 207V206H257ZM263 207V206H262ZM20 208V207H19ZM26 208V207H25ZM64 208V207H63ZM264 208V207H263ZM33 209V208H32ZM57 209V208H56ZM247 211L250 210V208H246ZM246 209L241 206V205H232L231 208H229L230 212H234L233 217L236 219H241L244 220L242 218L244 217H248L249 215L246 214L247 216H243L246 212H239L240 210H244L246 211ZM29 210V209H28ZM35 210V209H34ZM33 210V211H34ZM64 210V209H63ZM70 210V209H68ZM67 210V211H68ZM178 210H180L181 212H177ZM32 211V210H31ZM86 211V210H85ZM35 212V211H34ZM33 212V213H34ZM250 212H252L250 210ZM249 212V213H250ZM68 213V212H67ZM85 213V212H84ZM237 213V214H236ZM30 214V213H29ZM78 214V213H77ZM66 215V213L64 214ZM218 215V214H217ZM231 215V214H230ZM229 215V216H230ZM73 216V215H72ZM85 216V215H84ZM232 216V215H231ZM58 217V216H57ZM62 217V216H61ZM21 218V217H20ZM203 218V219H201ZM230 218V217H229ZM29 219V218H28ZM82 219V218H81ZM89 219V218H88ZM22 221V219H20ZM27 220V219H26ZM41 220V219H40ZM44 220V219H43ZM69 220V219H68ZM91 220V219H90ZM198 220V221H197ZM232 220V219H231ZM264 220V215L260 214L257 217H248L245 219V222H249L251 224H255L256 227L258 224H260V222L262 223V221ZM28 221V220H27ZM38 221V220H37ZM79 221H80V217H79ZM31 222V220H30ZM49 222V221H48ZM55 222V221H54ZM83 222V221H82ZM264 222V221H263ZM28 223V222H27ZM41 223V222H40ZM63 223V222H62ZM236 223V222H235ZM51 224V223H50ZM55 224V223H54ZM57 224V223H56ZM61 224V223H60ZM59 224V225H60ZM245 224V223H244ZM250 224V225H251ZM31 225V224H29ZM37 225V224H36ZM58 225V226H59ZM68 225V224H67ZM88 225V226H89ZM239 225V224H238ZM263 225V224H262ZM54 226V225H53ZM66 226V225H65ZM30 227V226H29ZM32 227V226H31ZM36 227V226H35ZM77 227V226H76ZM230 227V226H229ZM28 228V227H27ZM33 228V227H32ZM75 228V227H74ZM73 228V230H74ZM197 228H199L197 230ZM243 228V227H242ZM245 228V227H244ZM260 228V227H259ZM35 229V228H34ZM56 230V228H53ZM60 229V228H59ZM62 229V228H61ZM67 229V228H66ZM91 229V228H90ZM197 230V231H192V230ZM255 229V228H254ZM33 230V229H32ZM31 230V231H32ZM38 230V229H37ZM45 230V229H44ZM192 232H191V231ZM230 230V229H229ZM35 231V230H34ZM43 231V230H42ZM49 231V230H48ZM47 231V232H48ZM64 231V230H63ZM68 231V230H67ZM249 232V230H247ZM251 231V230H250ZM256 231V229H255ZM50 232V231H49ZM70 232V230H69ZM235 232V231H234ZM53 233V232H52ZM67 233V232H66ZM255 233V232H254ZM36 235L41 234L38 233L37 231L35 233ZM46 234V233H44ZM55 234V233H54ZM69 234V233H68ZM67 234V235H68ZM79 234V233H78ZM86 234V233H85ZM93 234V235H94ZM236 234V233H235ZM238 234V233H237ZM245 234V233H244ZM74 235V233H73ZM84 235V234H83ZM263 235V233H262ZM72 236V235H71ZM80 236V235H79ZM104 236V237H102ZM233 236V237H231ZM257 236V235H256ZM31 237V236H30ZM29 237V238H30ZM36 237V236H35ZM34 237V238H35ZM46 237V236H45ZM64 237V235L62 236ZM78 237V236H77ZM89 237V235H88ZM201 237L203 239L202 244H196L195 241L197 238ZM246 237V235H245ZM47 238V237H46ZM52 238V237H51ZM72 238V237H71ZM76 238V237H75ZM79 238V237H78ZM264 238V237H263ZM30 239H33L30 238ZM63 239V238H62ZM246 239V238H245ZM37 240V239H35ZM39 240V238H38ZM49 240V239H48ZM82 240V239H81ZM85 240V239H84ZM83 240V241H84ZM90 240V239H89ZM244 240V239H243ZM250 240V239H249ZM262 240V237L260 239V241ZM33 241V240H32ZM42 241V240H41ZM56 241V240H53ZM65 241V240H64ZM71 241V240H70ZM75 241V240H74ZM245 241V240H244ZM35 242V241H34ZM45 242V241H44ZM43 242V244H44ZM69 242V241H68ZM82 242V241H81ZM88 242V241H87ZM94 242V241H93ZM207 242V243H206ZM263 242V241H262ZM77 243V240L76 242ZM89 243V242H88ZM91 243V242H90ZM94 243V244H95ZM206 243V244H205ZM220 243V242H218ZM253 243V242H252ZM257 243V242H256ZM54 244V242H53ZM63 244V243H62ZM81 244V243H80ZM85 244V243H84ZM244 244V243H243ZM254 244V243H253ZM262 244V243H261ZM264 244V243H263ZM50 245V243H49ZM69 245V244H68ZM72 245V244H71ZM35 246V245H34ZM45 246V245H44ZM52 246V244H51ZM54 246V245H53ZM58 246V245H57ZM55 246V247H57ZM60 246V243H59ZM67 245H65L66 247ZM211 246V245H210ZM247 246V245H246ZM253 245L251 244V247ZM43 247V246H42ZM76 247V245H75ZM81 247V246H79ZM209 247V246H208ZM242 247V246H241ZM250 247V246H249ZM59 248V247H58ZM63 248V247H62ZM78 248V247H77ZM262 248V247H261ZM46 249V248H45ZM85 249V247H84ZM89 249V248H87ZM212 249V250H211ZM221 249V248H220ZM224 249V248H223ZM222 249V250H223ZM238 249V248H237ZM243 249V247L241 248V250ZM37 250V249H36ZM53 249H51L52 251ZM64 250V249H63ZM71 250V249H70ZM77 250V249H76ZM75 250V251H76ZM80 250V249H79ZM83 250V249H81ZM246 250V248H245ZM244 250V251H245ZM248 250V249H247ZM260 250V249H259ZM38 251V250H37ZM51 251L49 253H51ZM61 251V250H60ZM88 251V250H87ZM239 251V250H238ZM243 251V250H242ZM261 251V250H260ZM264 251V250H263ZM262 251V252H263ZM29 252V251H28ZM44 252V251H43ZM54 252V251H53ZM56 252V250H55ZM78 252V250H77ZM82 252V251H81ZM85 252V251H84ZM90 252V250H89ZM94 252V251H93ZM250 252V251H249ZM255 252V251H254ZM253 252V253H254ZM261 252V253H262ZM36 253V252H35ZM39 253V252H38ZM36 253V254H38ZM48 253V252H47ZM74 253V251H73ZM76 253V252H75ZM80 253V252H79ZM248 253V252H247ZM259 252H256L255 254H253V256L251 257L254 260H257L260 256L258 254ZM29 254V253H28ZM35 254V257H36ZM55 254V253H54ZM69 254V253H68ZM85 254V253H84ZM89 254V253H88ZM87 254V255H88ZM95 254V253H93ZM42 255V254H41ZM50 255V254H49ZM52 255V254H51ZM50 255V256H51ZM63 255V252H62ZM82 255V254H80ZM26 256V255H25ZM24 256V257H25ZM28 256V255H27ZM38 256V255H37ZM89 256V255H88ZM91 256V255H90ZM94 256V255H93ZM92 256V257H93ZM262 256V255H261ZM86 257V256H85ZM96 257V258H97ZM263 257V256H262ZM52 258V257H51ZM76 258V257H75ZM88 258V257H86ZM246 258V256L244 257ZM248 258V257H247ZM250 258V256H249ZM32 259V258H31ZM48 259V258H47ZM50 259V258H49ZM56 259V258H55ZM93 259V258H92ZM262 259V258H261ZM260 259V261H261ZM46 260V259H45ZM73 260V259H72ZM71 260V261H72ZM81 260H84L81 258ZM91 260V259H90ZM89 260V262H90ZM220 260V259H219ZM223 260V259H222ZM51 261V260H50ZM87 261V260H86ZM94 261V260H93ZM251 261V260H250ZM263 261V260H262ZM44 262V261H43ZM42 262V263H43ZM82 262V261H81ZM92 262V261H91ZM90 262V264H91ZM106 262V263H107ZM236 262V261H235ZM235 262H230L227 264H236ZM238 262V261H237ZM46 263V261H45ZM53 263V262H52ZM56 263V261H55ZM99 263V262H98ZM101 263V262H100ZM225 263V261H224ZM243 263V261H242ZM37 264V263H36ZM40 264V263H38ZM50 264V263H49ZM65 264V263H64ZM96 264V262H95ZM215 264V263H213ZM220 264V263H218ZM222 264V263H221ZM241 264V262H240ZM254 264V263H253Z\"/></svg>",
    "mask_w": 264,
    "mask_h": 264
}]
</instances>
